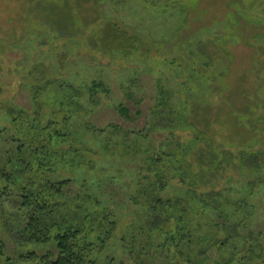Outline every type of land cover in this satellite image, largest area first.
I'll return each instance as SVG.
<instances>
[{"label": "rangeland", "instance_id": "1", "mask_svg": "<svg viewBox=\"0 0 264 264\" xmlns=\"http://www.w3.org/2000/svg\"><path fill=\"white\" fill-rule=\"evenodd\" d=\"M44 177L89 264H264V0H0V264Z\"/></svg>", "mask_w": 264, "mask_h": 264}, {"label": "trees", "instance_id": "2", "mask_svg": "<svg viewBox=\"0 0 264 264\" xmlns=\"http://www.w3.org/2000/svg\"><path fill=\"white\" fill-rule=\"evenodd\" d=\"M59 20L60 18L55 20L54 24L56 26L60 25L62 31L66 30L67 24L65 22L61 24L58 22ZM68 183L69 180L55 182L44 177V180L40 183L36 179L29 180L23 187L25 194L22 204L33 207V213L25 226L26 239L45 241L51 237L53 227L58 228V234L55 237L58 254L56 257H52L51 254L46 253L41 257L40 264H89L90 262L88 255L91 250V244L86 240L84 233L87 232L88 227L85 224H90V227H93L91 223L95 214L88 212L83 214L80 209L75 211L65 205V202L60 197L64 194V186ZM35 185L38 187L34 188ZM78 204L80 208V203ZM81 204L83 205L82 202ZM62 206L69 218H65L66 214L64 215L59 211ZM104 217H107V215L104 214ZM75 220L78 222L72 223ZM101 223L99 221L98 224ZM37 256L36 252H30L21 257L35 258Z\"/></svg>", "mask_w": 264, "mask_h": 264}]
</instances>
